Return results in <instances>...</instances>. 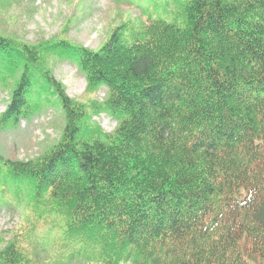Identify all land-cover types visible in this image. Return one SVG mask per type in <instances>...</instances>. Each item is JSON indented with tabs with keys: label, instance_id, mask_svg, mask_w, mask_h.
Masks as SVG:
<instances>
[{
	"label": "trees",
	"instance_id": "16d2710c",
	"mask_svg": "<svg viewBox=\"0 0 264 264\" xmlns=\"http://www.w3.org/2000/svg\"><path fill=\"white\" fill-rule=\"evenodd\" d=\"M184 3L133 39L126 21L97 50L0 35V74L13 81L0 129L51 101L64 116L39 157L0 153V187L48 198L71 237L100 247L99 264H264V0ZM51 57L73 63L87 93L105 87L104 100L70 99ZM23 241L0 264H34Z\"/></svg>",
	"mask_w": 264,
	"mask_h": 264
},
{
	"label": "rangeland",
	"instance_id": "374dc122",
	"mask_svg": "<svg viewBox=\"0 0 264 264\" xmlns=\"http://www.w3.org/2000/svg\"><path fill=\"white\" fill-rule=\"evenodd\" d=\"M185 0H9L0 2V35L20 43L37 45L61 36L71 44L99 49L113 29L132 22V39L138 26L148 20L173 22ZM127 23V22H126ZM136 31V32H135ZM49 69L75 101L93 97L101 102L106 88L86 92L84 75L68 60L49 58ZM0 115L9 102L12 79L1 73ZM93 120L105 132L116 121L101 114ZM64 116L56 101L44 105L15 128L0 129V153L10 160L27 161L39 157L60 138ZM48 198L38 202L29 194L15 195L0 187V250L13 238L23 241L34 264H99L100 247L86 245L85 237H71L64 217L48 206ZM65 212V211H64ZM73 238V240H72ZM23 258L26 257L21 252Z\"/></svg>",
	"mask_w": 264,
	"mask_h": 264
}]
</instances>
